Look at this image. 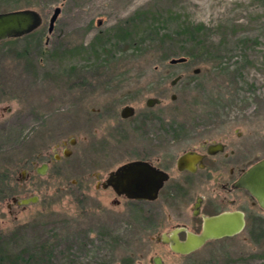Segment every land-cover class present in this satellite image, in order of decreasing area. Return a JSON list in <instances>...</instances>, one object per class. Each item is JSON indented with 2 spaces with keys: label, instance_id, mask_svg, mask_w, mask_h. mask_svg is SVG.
Listing matches in <instances>:
<instances>
[{
  "label": "rangeland",
  "instance_id": "374dc122",
  "mask_svg": "<svg viewBox=\"0 0 264 264\" xmlns=\"http://www.w3.org/2000/svg\"><path fill=\"white\" fill-rule=\"evenodd\" d=\"M18 8L41 22L0 40V235L9 251L33 253L37 264H177L144 225L154 204L101 183L144 155L175 173L177 121L211 136L238 127L247 161L264 155V0H0V11ZM181 24L204 28L191 40ZM117 25L129 26L132 44H112ZM96 35L109 52L91 49ZM126 105L132 113L122 116ZM246 211L258 219L214 251L213 264H264V210L247 198Z\"/></svg>",
  "mask_w": 264,
  "mask_h": 264
},
{
  "label": "flooded vegetation",
  "instance_id": "af4514ba",
  "mask_svg": "<svg viewBox=\"0 0 264 264\" xmlns=\"http://www.w3.org/2000/svg\"><path fill=\"white\" fill-rule=\"evenodd\" d=\"M186 127L189 130L183 131ZM234 129L211 136L196 131L193 122L177 121V138H171V142L177 139L175 173L171 171L169 160L159 156L158 162L148 155L132 159L148 161L167 173V179L153 199H134L117 194L107 184L109 175L101 183L120 198L154 204L143 217L144 225L151 232L152 240L177 254V264H213V252L224 248L226 240L241 234L249 220L258 219L255 213L250 215L246 211L247 198L250 206L264 210L255 197L238 183L242 173L264 155L248 162L245 150L250 148H245L246 134L238 127ZM228 213L241 216L243 223L239 230L231 235L205 238L185 252L180 250L194 244L195 237L217 227L219 221H211L212 218ZM221 222L225 223L224 220ZM175 239L177 252L172 248ZM159 258L165 264L162 257Z\"/></svg>",
  "mask_w": 264,
  "mask_h": 264
},
{
  "label": "water",
  "instance_id": "95a60500",
  "mask_svg": "<svg viewBox=\"0 0 264 264\" xmlns=\"http://www.w3.org/2000/svg\"><path fill=\"white\" fill-rule=\"evenodd\" d=\"M59 7H56L50 17L48 30L51 31L54 21L58 15ZM41 16L39 12L32 8H18L6 11H0V40L19 37L31 32L39 26ZM184 56L172 57L170 63L182 62ZM154 99H148L147 103L151 105ZM132 113L130 106H124L121 110L122 116H128ZM73 143V139L70 140ZM69 151L65 150L64 154ZM46 169L44 163L37 169L43 173ZM167 179V173L160 170L145 160H129L109 173L107 184L110 185L117 194H122L128 198L134 199H153L157 196L164 180ZM238 183L244 186L264 208V157L251 164L240 176ZM36 197L21 199L18 203L25 204L29 201H35ZM222 220L225 221L221 222ZM211 221H219L218 226L208 230L195 237L196 242L186 248L180 249L185 252L197 244H200L208 237H219L222 235H231L241 227L243 220L239 214L228 213L212 218ZM167 237H164L166 239ZM172 245L177 252V239ZM155 263L161 264V259L155 257ZM115 264V263H112Z\"/></svg>",
  "mask_w": 264,
  "mask_h": 264
},
{
  "label": "trees",
  "instance_id": "16d2710c",
  "mask_svg": "<svg viewBox=\"0 0 264 264\" xmlns=\"http://www.w3.org/2000/svg\"><path fill=\"white\" fill-rule=\"evenodd\" d=\"M183 34L187 36L188 39L193 38V36H200L201 32L203 30V25H195L192 26L191 24H181ZM35 30V29H34ZM132 30L129 28V26H122V25H117L116 27L112 28V38H113V45H118L124 42H130L131 44L134 42L133 37L131 36ZM33 30L29 33L24 34L26 35H31ZM100 35H96L95 38L97 41L93 40L90 43L91 49L95 52L97 50V47L101 51H106L109 52V49L105 48V45H101L99 43V38ZM12 38V37H11ZM17 39V37H13ZM98 42L100 46L97 45ZM197 43H200L199 39L196 41ZM9 242L8 240L4 239L0 235V264H37L36 260L34 259L33 253H27L25 255V252H19V253H12L9 251ZM25 251V250H24Z\"/></svg>",
  "mask_w": 264,
  "mask_h": 264
}]
</instances>
